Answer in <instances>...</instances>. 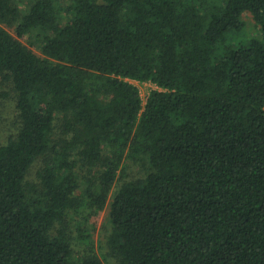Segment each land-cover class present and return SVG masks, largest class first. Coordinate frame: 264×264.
<instances>
[{
	"label": "trees",
	"instance_id": "obj_1",
	"mask_svg": "<svg viewBox=\"0 0 264 264\" xmlns=\"http://www.w3.org/2000/svg\"><path fill=\"white\" fill-rule=\"evenodd\" d=\"M3 114L0 264H264V0H0Z\"/></svg>",
	"mask_w": 264,
	"mask_h": 264
},
{
	"label": "rangeland",
	"instance_id": "obj_2",
	"mask_svg": "<svg viewBox=\"0 0 264 264\" xmlns=\"http://www.w3.org/2000/svg\"><path fill=\"white\" fill-rule=\"evenodd\" d=\"M249 18H250V16H249ZM24 43L27 44L36 53L41 54V51L38 48L37 43H36V45H34L31 41H28V39H24ZM133 83L138 86V88H139V90L141 92L142 98L144 100V103H146L147 98H148V96L151 93V90L157 88L154 84L149 83V82L141 83V82H134L133 81ZM5 117L6 116H4V114H3L2 118L0 119V136H1V138H2V136L4 134ZM36 168L38 169V165L36 166ZM106 213H107V209L105 211H103L100 214V216H98L96 218V221H95V223H96L95 225H97V226H96L95 232L93 233V236H94V239H95L96 250L99 252V254H100V242H101V239H102V236H101L102 223L104 221V218L106 217ZM100 255H101V257L103 259H105L104 255H102V252H101ZM106 259H109V257H107ZM107 261L105 260V262L108 264ZM109 262H112L111 259L109 260Z\"/></svg>",
	"mask_w": 264,
	"mask_h": 264
},
{
	"label": "built area",
	"instance_id": "obj_3",
	"mask_svg": "<svg viewBox=\"0 0 264 264\" xmlns=\"http://www.w3.org/2000/svg\"><path fill=\"white\" fill-rule=\"evenodd\" d=\"M155 89H157V88H155Z\"/></svg>",
	"mask_w": 264,
	"mask_h": 264
}]
</instances>
